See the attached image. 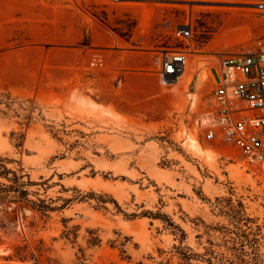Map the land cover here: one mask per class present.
<instances>
[{"label": "rangeland", "instance_id": "374dc122", "mask_svg": "<svg viewBox=\"0 0 264 264\" xmlns=\"http://www.w3.org/2000/svg\"><path fill=\"white\" fill-rule=\"evenodd\" d=\"M258 4L0 0V184L17 177L26 191L0 203V264H264V172L197 140L192 123L219 56L264 30ZM190 12V77L160 89L148 53ZM91 39L138 52L132 88L94 58L75 75ZM59 51L73 59L67 84Z\"/></svg>", "mask_w": 264, "mask_h": 264}, {"label": "built area", "instance_id": "2783aa9c", "mask_svg": "<svg viewBox=\"0 0 264 264\" xmlns=\"http://www.w3.org/2000/svg\"><path fill=\"white\" fill-rule=\"evenodd\" d=\"M255 8L264 10V4ZM195 41L190 12L175 24L163 46L148 53L151 69L145 72L156 77L160 88L174 84L196 54ZM251 67L255 79L247 78ZM208 72V108L192 122L195 138L213 149L236 151L246 164L264 172V30L237 52L219 56Z\"/></svg>", "mask_w": 264, "mask_h": 264}, {"label": "crops", "instance_id": "0c3cea01", "mask_svg": "<svg viewBox=\"0 0 264 264\" xmlns=\"http://www.w3.org/2000/svg\"><path fill=\"white\" fill-rule=\"evenodd\" d=\"M81 39H59L62 44H74L78 43ZM76 49H79V51H76V62H75V75L79 76L81 64L87 59V63L90 62L93 58V62L91 63V66L94 68L98 67L101 68L103 71H105V76L109 77L110 70L116 71V70H124L129 75L127 76L128 79L125 83L132 88L133 87V72L136 71L141 65L142 61L141 58L138 56V52L134 51V49H127L124 48L123 42L119 39H91V44L89 47H85L86 50L84 51V47L82 46H76ZM84 52V53H83ZM112 52L113 55H110ZM57 54L60 56V63H57L56 56ZM62 51L55 52L54 55L51 53V65L57 69L60 68V74L63 77L61 80L62 82H65V84L68 83V76L71 73L69 71V68L73 66V59L69 58L68 54H65L63 56ZM56 55V56H55ZM72 57L74 53L70 54ZM97 57V59H96ZM116 58L119 59L118 66L111 64ZM80 61V62H79ZM86 68V67H83ZM117 68V69H116ZM55 70H51V75L54 73ZM122 106H125L123 104Z\"/></svg>", "mask_w": 264, "mask_h": 264}, {"label": "trees", "instance_id": "16d2710c", "mask_svg": "<svg viewBox=\"0 0 264 264\" xmlns=\"http://www.w3.org/2000/svg\"><path fill=\"white\" fill-rule=\"evenodd\" d=\"M1 162V160H0ZM0 168H3L4 172L0 173V176L6 177V172L9 173V171H7L6 169H4L3 166L0 165ZM13 186H5L3 184H0V203H3L5 201H7L10 197H9V193L10 192H17V195H12L11 198H13L14 200H18L20 198H22L21 195H26V191H23L21 188L23 186V183L20 182L18 180L17 177H14L13 179ZM47 208V207H45ZM208 262H211L210 260ZM212 264V263H209Z\"/></svg>", "mask_w": 264, "mask_h": 264}, {"label": "bare ground", "instance_id": "6f19581e", "mask_svg": "<svg viewBox=\"0 0 264 264\" xmlns=\"http://www.w3.org/2000/svg\"><path fill=\"white\" fill-rule=\"evenodd\" d=\"M189 75H188V68L186 67L185 69H184V71L181 73V75H179V77L177 78V80L175 81V83L174 84H172L173 85V87L174 86H177V88L179 87V86H181V85H183V83H184V81L186 80V79H189ZM172 85H166V87H168V86H172ZM166 87H164V89H168L169 90V88H166ZM161 89V88H160ZM173 89V88H172ZM175 90H176V88H174ZM167 90V91H168ZM165 91V90H164ZM178 91V90H177ZM172 92V91H171ZM174 92V91H173ZM189 143V146H190V148L191 149H193V150H198V148H197V146H196V144H195V141H194V139H190V142H188Z\"/></svg>", "mask_w": 264, "mask_h": 264}]
</instances>
